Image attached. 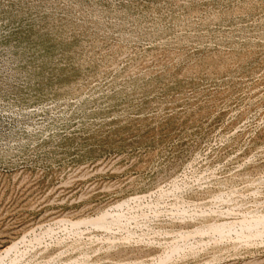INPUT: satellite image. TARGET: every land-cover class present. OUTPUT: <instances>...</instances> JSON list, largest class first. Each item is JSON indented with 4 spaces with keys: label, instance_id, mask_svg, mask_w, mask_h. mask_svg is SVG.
Here are the masks:
<instances>
[{
    "label": "rangeland",
    "instance_id": "374dc122",
    "mask_svg": "<svg viewBox=\"0 0 264 264\" xmlns=\"http://www.w3.org/2000/svg\"><path fill=\"white\" fill-rule=\"evenodd\" d=\"M0 264H264V0H0Z\"/></svg>",
    "mask_w": 264,
    "mask_h": 264
}]
</instances>
